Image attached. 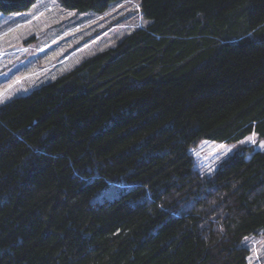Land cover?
Masks as SVG:
<instances>
[{"label": "trees", "instance_id": "16d2710c", "mask_svg": "<svg viewBox=\"0 0 264 264\" xmlns=\"http://www.w3.org/2000/svg\"><path fill=\"white\" fill-rule=\"evenodd\" d=\"M139 8L147 25L0 105V264H246L264 232V150L210 173L190 152L264 139V0Z\"/></svg>", "mask_w": 264, "mask_h": 264}, {"label": "rangeland", "instance_id": "374dc122", "mask_svg": "<svg viewBox=\"0 0 264 264\" xmlns=\"http://www.w3.org/2000/svg\"><path fill=\"white\" fill-rule=\"evenodd\" d=\"M148 23L139 0H114L102 12L65 8L59 0H35L24 10L0 12V105L114 47L125 35ZM251 144L254 150H264V139L252 131L231 142L203 139L190 152L195 167L210 173L234 150ZM114 193L110 188L94 199L102 201ZM242 243L249 249L246 264H264V232L246 235Z\"/></svg>", "mask_w": 264, "mask_h": 264}]
</instances>
